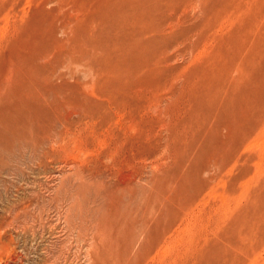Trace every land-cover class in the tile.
I'll return each instance as SVG.
<instances>
[{
    "label": "rangeland",
    "instance_id": "rangeland-1",
    "mask_svg": "<svg viewBox=\"0 0 264 264\" xmlns=\"http://www.w3.org/2000/svg\"><path fill=\"white\" fill-rule=\"evenodd\" d=\"M8 69L64 107L0 146V264H264V0H0Z\"/></svg>",
    "mask_w": 264,
    "mask_h": 264
},
{
    "label": "bare ground",
    "instance_id": "bare-ground-1",
    "mask_svg": "<svg viewBox=\"0 0 264 264\" xmlns=\"http://www.w3.org/2000/svg\"><path fill=\"white\" fill-rule=\"evenodd\" d=\"M22 73H19V74L25 75ZM20 75L15 76V73L9 72V69H8V70L4 71L2 76L0 77V146H1V144H3V142L9 143V139H10V141L12 140L13 142H17V143H21V142L23 143V142L27 141L29 135L32 133V128H34V126H36V125L46 127V132H47L46 138H53L55 136V134L57 133L56 122L59 120L60 110L64 107L63 106L61 108V101H59L60 99L58 97L60 94L61 86H57V85H55V86H48V85L42 86L38 83H34L33 81L32 82L28 81V78H26L27 76L21 77ZM9 95H11V96L9 97ZM73 101H76V99ZM83 101H82V103H83ZM82 103H77V104L75 103V104L78 108H80L79 105L81 106ZM85 103L87 104V102H85ZM67 105H68V107L70 106L69 104H67ZM70 107H73V106H70ZM87 107H88V105H87ZM166 121H167V119H166ZM132 130H133V128H132ZM4 147L5 146H3V148ZM5 148H7V147H5ZM122 188H120V190L126 189V187H122ZM131 191H133V190H131ZM152 215H154V214H152ZM118 217H119V215H118ZM157 217H159V216L157 215ZM145 218H146V216H145ZM150 223H151V221H150ZM149 225L154 226L155 224L154 225L149 224ZM149 225H145V227L147 226V228H148ZM116 226H117V224H116ZM105 228H107V227H105ZM98 229L100 230V228H98ZM106 230H105V233H106ZM145 230H147V229L145 228ZM142 235H143V233H142ZM92 238L94 240H96V244H97V242L100 244H103L104 240H106L103 232H97L96 234L94 233ZM133 245H134V243H133Z\"/></svg>",
    "mask_w": 264,
    "mask_h": 264
}]
</instances>
